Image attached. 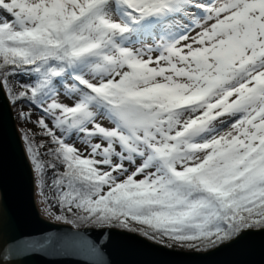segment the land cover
Listing matches in <instances>:
<instances>
[{
    "label": "snow or ice",
    "instance_id": "snow-or-ice-1",
    "mask_svg": "<svg viewBox=\"0 0 264 264\" xmlns=\"http://www.w3.org/2000/svg\"><path fill=\"white\" fill-rule=\"evenodd\" d=\"M0 103V264H264V0H0Z\"/></svg>",
    "mask_w": 264,
    "mask_h": 264
},
{
    "label": "water",
    "instance_id": "water-1",
    "mask_svg": "<svg viewBox=\"0 0 264 264\" xmlns=\"http://www.w3.org/2000/svg\"><path fill=\"white\" fill-rule=\"evenodd\" d=\"M0 114L3 116L0 122V140L3 141L6 149H10L14 143V128L17 127L11 119L7 108L0 103ZM22 185L25 183L21 181ZM26 190L22 191V198L26 199ZM119 260L125 264H232L235 259L232 253L224 252L207 258L180 259L165 255L163 252H156L149 249H134L124 254L118 255Z\"/></svg>",
    "mask_w": 264,
    "mask_h": 264
},
{
    "label": "rangeland",
    "instance_id": "rangeland-1",
    "mask_svg": "<svg viewBox=\"0 0 264 264\" xmlns=\"http://www.w3.org/2000/svg\"><path fill=\"white\" fill-rule=\"evenodd\" d=\"M17 127H18V125H17Z\"/></svg>",
    "mask_w": 264,
    "mask_h": 264
}]
</instances>
